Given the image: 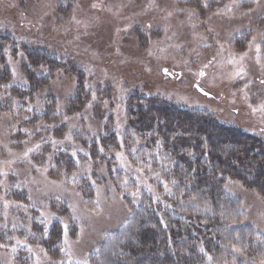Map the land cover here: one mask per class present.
<instances>
[{
  "label": "rangeland",
  "instance_id": "374dc122",
  "mask_svg": "<svg viewBox=\"0 0 264 264\" xmlns=\"http://www.w3.org/2000/svg\"><path fill=\"white\" fill-rule=\"evenodd\" d=\"M0 37V264H93L100 244L128 222L130 203L160 195L139 165L138 141L126 148L123 138L132 95L205 110L264 140V0H0ZM26 47H45L57 66L29 67ZM41 74L32 102L41 110L47 99L50 121L21 127L10 91ZM110 132L119 144L104 151ZM96 143L100 156L92 157ZM225 190L264 234L262 195L239 181ZM56 220L60 257L41 243Z\"/></svg>",
  "mask_w": 264,
  "mask_h": 264
},
{
  "label": "trees",
  "instance_id": "16d2710c",
  "mask_svg": "<svg viewBox=\"0 0 264 264\" xmlns=\"http://www.w3.org/2000/svg\"><path fill=\"white\" fill-rule=\"evenodd\" d=\"M5 40L0 37V68L5 65ZM24 49L29 67L42 63L57 66L45 47ZM70 66L67 63L66 68ZM40 76L30 75L29 86L10 91L16 101L13 110L23 116L21 127L43 130V123L50 121L53 106L47 99L39 106L41 110L36 106L39 102H32L35 91L45 83L41 81L45 75ZM83 94L82 90L74 94L70 109L77 108ZM126 104V148L138 141L139 165L153 173L151 180L160 195L143 194L138 205L130 203L128 222L100 244L93 264H253L264 259V234L243 221L237 199L225 190L228 182L239 181L264 198V140L218 121L205 110L182 108L140 93ZM101 139L104 151L119 144L112 132ZM98 146H90L92 157L99 154ZM55 155H60L59 151ZM67 159L66 165L71 164ZM165 184L170 192L163 191ZM32 228L43 231L34 222ZM60 236L56 220L41 240L53 257L61 255Z\"/></svg>",
  "mask_w": 264,
  "mask_h": 264
},
{
  "label": "snow or ice",
  "instance_id": "6c2138e0",
  "mask_svg": "<svg viewBox=\"0 0 264 264\" xmlns=\"http://www.w3.org/2000/svg\"><path fill=\"white\" fill-rule=\"evenodd\" d=\"M200 75H204V73L201 72ZM262 83H264V81H262ZM200 91L203 92V89H200ZM204 95H209V93L204 92ZM69 138H70V137H69ZM36 147L39 148V145H37ZM31 151H33V149H29L28 152H25V153H24L25 157H27V156H28V153L31 152ZM132 151H133V153H134V152H135V149H132ZM73 154L75 155V153H73ZM118 155H120V154H118ZM124 166H125L126 169H128V170H131V169H132V165H131L129 162H127V161H124ZM148 167H150V165H149ZM135 171L139 173V172H142L143 169L138 167V168L135 169ZM137 179L139 180V177H137ZM93 183H94V182H93ZM125 183H126V182H125ZM173 183H175V181H173ZM147 187H148V190H149V191H152L151 186H147ZM164 188H165V191H166V192H170V189L168 188L167 184L164 185ZM138 192H139V190L137 189V191L132 192L131 195H132L133 197H136V196L138 195ZM66 227H67V226H65V228H66ZM66 235H67V233L65 232V236H66ZM18 243H19V241H18ZM201 251H203V248H201ZM236 251H240V250H239V249H236ZM209 259H211V258H209Z\"/></svg>",
  "mask_w": 264,
  "mask_h": 264
},
{
  "label": "bare ground",
  "instance_id": "6f19581e",
  "mask_svg": "<svg viewBox=\"0 0 264 264\" xmlns=\"http://www.w3.org/2000/svg\"><path fill=\"white\" fill-rule=\"evenodd\" d=\"M201 89V88H200Z\"/></svg>",
  "mask_w": 264,
  "mask_h": 264
}]
</instances>
